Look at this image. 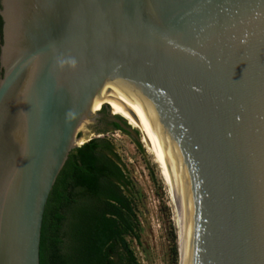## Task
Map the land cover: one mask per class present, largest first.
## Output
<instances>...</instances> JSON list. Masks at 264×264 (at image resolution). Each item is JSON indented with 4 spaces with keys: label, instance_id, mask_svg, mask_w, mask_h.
<instances>
[{
    "label": "water",
    "instance_id": "water-1",
    "mask_svg": "<svg viewBox=\"0 0 264 264\" xmlns=\"http://www.w3.org/2000/svg\"><path fill=\"white\" fill-rule=\"evenodd\" d=\"M0 17V264H39L103 93L162 166L186 264H264V0H0Z\"/></svg>",
    "mask_w": 264,
    "mask_h": 264
},
{
    "label": "trees",
    "instance_id": "trees-1",
    "mask_svg": "<svg viewBox=\"0 0 264 264\" xmlns=\"http://www.w3.org/2000/svg\"><path fill=\"white\" fill-rule=\"evenodd\" d=\"M115 118L113 129L128 133L126 120ZM134 143L144 151L138 139ZM136 194L110 138L94 137L72 149L45 206L39 264H140L131 245L141 231ZM170 264H178L175 243Z\"/></svg>",
    "mask_w": 264,
    "mask_h": 264
},
{
    "label": "rangeland",
    "instance_id": "rangeland-1",
    "mask_svg": "<svg viewBox=\"0 0 264 264\" xmlns=\"http://www.w3.org/2000/svg\"><path fill=\"white\" fill-rule=\"evenodd\" d=\"M104 116L108 125L99 123ZM113 120L118 119L107 105L99 118L79 129V141L83 139L86 142L91 138L103 136L113 141L137 190L135 202L141 231L140 240L131 241L134 253L140 264H170L173 243L178 250V226L168 187L161 177L158 164L142 140L141 130L130 125L126 119L129 125L128 133L114 130L110 124ZM134 129L138 130L137 135ZM135 139L139 140L143 152L134 143Z\"/></svg>",
    "mask_w": 264,
    "mask_h": 264
},
{
    "label": "bare ground",
    "instance_id": "bare-ground-1",
    "mask_svg": "<svg viewBox=\"0 0 264 264\" xmlns=\"http://www.w3.org/2000/svg\"><path fill=\"white\" fill-rule=\"evenodd\" d=\"M103 104L109 105L111 110H112V112L114 114L122 116L123 118H125L128 121V123L130 125H132L133 127H137V128H139L141 130L140 126L135 122V120L130 116V114L127 112V110L122 105V103L114 95H111L109 93H103V94L98 95L95 98V105L98 106L101 109ZM14 132H15L14 133L15 134L14 135L15 138L18 139L19 131L15 130ZM141 132H142V130H141ZM141 136H142V140L145 142V144L147 146L148 152H150L153 155V158H154L155 162L158 164L161 177L163 178L164 183L168 187V190H169V193H170V198H172L170 200H172V202H173L172 204H174V209H175V213H176V223H177V226H178V235H177L178 237L177 238H178L179 264H186L184 236H183V232H182V228H181V224H180L177 208H176V205H175V201H174V198H173L170 186H169V182H168V180H167V178L165 176V173H164V171L162 169V166H161L160 162L158 161L157 157L153 153L152 149L146 143V141L144 139V136H143V133H142ZM81 143H84L83 139H82Z\"/></svg>",
    "mask_w": 264,
    "mask_h": 264
},
{
    "label": "flooded vegetation",
    "instance_id": "flooded-vegetation-1",
    "mask_svg": "<svg viewBox=\"0 0 264 264\" xmlns=\"http://www.w3.org/2000/svg\"><path fill=\"white\" fill-rule=\"evenodd\" d=\"M0 20H1V27H0V44H1V42H2V19H1V17H0ZM1 74H2V68H1V66H0V76H1ZM104 108H106V107H104ZM100 114V113H99ZM114 121H117V120H113L112 122H114Z\"/></svg>",
    "mask_w": 264,
    "mask_h": 264
}]
</instances>
